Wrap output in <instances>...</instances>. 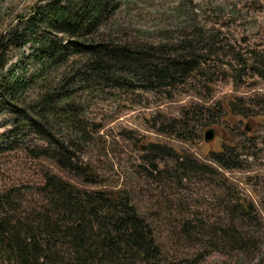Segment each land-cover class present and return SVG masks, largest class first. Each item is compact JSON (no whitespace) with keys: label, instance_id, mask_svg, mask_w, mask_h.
I'll return each mask as SVG.
<instances>
[{"label":"rangeland","instance_id":"374dc122","mask_svg":"<svg viewBox=\"0 0 264 264\" xmlns=\"http://www.w3.org/2000/svg\"><path fill=\"white\" fill-rule=\"evenodd\" d=\"M43 1L0 0V35L24 25ZM117 2L91 36L96 42L153 47L164 53L153 61L157 69L184 54L182 37L201 36L202 46L213 45L211 55L200 52L195 70L160 83L152 82L153 74L141 77L121 66L102 82L73 79L87 67L85 56L45 61L34 73L33 45L12 50L2 77L14 89V79L34 73L35 83L15 86L14 97L33 101L30 118L47 134L1 105L0 203L12 221L36 225L38 215L61 203L55 185L79 198H93L98 190L121 193L154 250L147 264H264V79L235 65L264 60V0ZM57 39L68 42L63 35ZM55 91L42 112L38 95ZM208 130L214 137L206 142ZM229 145L235 146L228 158L237 168L207 159ZM180 154L209 170H178ZM82 166L94 175L85 178ZM234 199L249 204L250 214L234 207ZM63 214L51 217L60 234L43 249L51 264H107L67 260L71 231L62 225ZM89 222L82 227L85 250L98 245L104 224L99 216ZM232 238L237 240L226 241Z\"/></svg>","mask_w":264,"mask_h":264},{"label":"trees","instance_id":"16d2710c","mask_svg":"<svg viewBox=\"0 0 264 264\" xmlns=\"http://www.w3.org/2000/svg\"><path fill=\"white\" fill-rule=\"evenodd\" d=\"M118 6L117 0H44L42 4L39 3L32 8L34 10L24 25L18 24L5 34H1L0 109H2L1 105L7 107L9 112L17 114L26 121L29 120V125L37 132L43 130L47 134L44 127L30 118L31 108H36L31 107L33 101L17 100L14 97L15 86L35 83L36 78L33 74L45 68V61L56 59L68 61L73 56L81 55L87 57V67L77 70L73 79L105 82L109 79L108 73H111L113 68L121 66L122 70L128 67L129 74L133 72L130 71L132 68L138 72L137 76L139 74L142 77V72L149 74L150 77V74H153L152 82L160 83L166 79L183 77L188 71L195 70L192 64L197 62L198 66L201 63L198 61L201 57L198 55L200 52L206 51L207 55H211L213 45L202 46L201 36L194 39L182 37L179 46L184 54H177L176 59L167 62L166 67L157 69L153 61L164 53L153 47L115 46L107 41L96 42L91 36L101 24L106 10ZM22 26L24 27L20 30ZM58 35L66 37L68 42L64 43L63 40L57 39ZM28 44L33 45L35 49L29 54L37 62L35 71L29 77L14 79V89H12L2 77L10 61L9 53L12 50L20 51ZM252 54L253 51L248 55L252 56ZM235 62V65L249 68L264 79V60L252 58L250 65L243 64L244 60ZM57 94L58 91L52 95H38L36 102L42 105V112L47 110L48 105L51 106ZM33 115L40 122L45 119L35 112ZM178 137L182 138L181 133ZM57 147L64 148L62 144H58ZM234 148V145L223 146L222 151L211 152L207 159L215 161L222 168H237V164L228 158ZM175 160L177 169L181 171L190 170L191 173H197L209 170L203 164L198 166L191 156L180 154L176 155ZM80 171L85 178L94 175L88 166L80 167ZM52 190H54L53 194L58 195V203H61L55 205L51 213L38 215L36 225H31L21 218L12 221V216L8 215V211L0 203V249L3 250H0V254L7 258L3 264H51L43 249L46 245L50 246V243L55 241V237L59 236V227H56L59 226L58 221H52L51 217L62 213L65 217L62 225H65L66 231H71V235H68L71 238V245L69 246L68 243L65 245V257L70 262L85 263L86 259H90L94 262L105 261L107 264H147L153 257L154 250H151L150 242L138 225L137 213L127 203L126 195L98 190L93 193V198L89 196L79 198L78 195H71L57 185ZM232 202L234 207L242 209L243 214H250L249 204L240 203L235 199ZM98 216L99 220L104 222L98 230V245L96 243L91 249L85 250L83 242L85 232L82 227L87 223L91 225L90 217L91 220L93 218L98 220ZM120 232L122 236H117L116 233ZM236 240L226 239V241Z\"/></svg>","mask_w":264,"mask_h":264},{"label":"water","instance_id":"95a60500","mask_svg":"<svg viewBox=\"0 0 264 264\" xmlns=\"http://www.w3.org/2000/svg\"><path fill=\"white\" fill-rule=\"evenodd\" d=\"M214 137L213 131L212 130H208L206 131L205 135H204V139L206 142L211 141Z\"/></svg>","mask_w":264,"mask_h":264}]
</instances>
